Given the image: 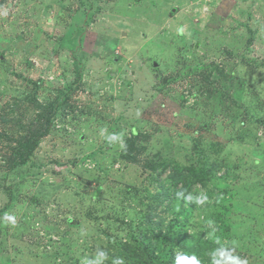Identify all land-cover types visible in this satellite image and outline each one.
Listing matches in <instances>:
<instances>
[{
    "label": "rangeland",
    "instance_id": "374dc122",
    "mask_svg": "<svg viewBox=\"0 0 264 264\" xmlns=\"http://www.w3.org/2000/svg\"><path fill=\"white\" fill-rule=\"evenodd\" d=\"M261 118L264 0H0V264H87L137 225L158 159L215 164L221 197L189 210L200 258L264 264Z\"/></svg>",
    "mask_w": 264,
    "mask_h": 264
},
{
    "label": "trees",
    "instance_id": "16d2710c",
    "mask_svg": "<svg viewBox=\"0 0 264 264\" xmlns=\"http://www.w3.org/2000/svg\"><path fill=\"white\" fill-rule=\"evenodd\" d=\"M242 67L244 68V64ZM238 73H241V71L238 70ZM221 74L217 73V79ZM246 77L231 76V82L234 81V78L239 80L238 83L236 82L233 85L235 87V95L238 97L241 95L239 98L241 107H244V102L250 99L248 94L256 92L251 86H248L246 90H251L248 94L244 96L240 93L244 89V83L248 81ZM250 107L254 110L257 109L255 106ZM245 109L249 110V108ZM250 112L252 111H249L248 114ZM237 118V116H234L231 121L235 122ZM256 121L264 124L263 118ZM43 135V133H39L33 141L20 145L10 163V172L18 166H24L29 161L35 147L38 145V139ZM125 140L126 146L129 147L130 151L128 159L133 160L131 151L136 150L133 141L127 138ZM211 149L215 151L216 146H212ZM200 154L203 155L201 152ZM202 158L207 159V156H202ZM214 166L213 162L208 163L206 161L198 167L193 165L180 166L166 159H158V161L149 165V183L155 186L158 192L153 195L148 191V188L135 190V195L140 193L138 198L140 219L135 227L129 224V227L126 228L127 230L129 229L128 231L123 228L119 235L115 237L107 236L108 242L104 252L109 257L104 264H112L113 259L116 257L123 259L124 264H176L178 257H191L193 255L199 258L197 259L199 264H217V262L225 264V257L221 254H218L212 262L207 256L200 258L201 253L191 244L194 236L187 233L190 228L189 225L197 221L193 219V214L189 210H193L194 204H198V197L200 199L206 198L204 202L212 196L221 197V193L211 187V182L215 181L213 175ZM162 175L165 176L162 178ZM224 179L225 176H222L216 181H224ZM196 186H199L204 194L202 193V195L198 196L199 191ZM144 197L147 199L146 202H143ZM211 202L214 203L213 200ZM205 205L202 209L208 208ZM185 207H187V210ZM172 210L174 211L173 216L169 219L166 214ZM66 221L70 223L69 219H66ZM207 221L205 219L204 223L206 224ZM109 249L112 250V253Z\"/></svg>",
    "mask_w": 264,
    "mask_h": 264
},
{
    "label": "clouds",
    "instance_id": "9594fccd",
    "mask_svg": "<svg viewBox=\"0 0 264 264\" xmlns=\"http://www.w3.org/2000/svg\"><path fill=\"white\" fill-rule=\"evenodd\" d=\"M178 34H182L183 33V28H178L177 29ZM122 138L120 135H112L109 137V142H121ZM121 147H125L122 143H121ZM204 199L206 198H201L198 200L199 204H203L204 203ZM5 219L7 221H9L10 223H12L13 225L15 224V217L11 216V215H6ZM207 223L211 224L212 221L209 220L207 221ZM232 243H235V241H233ZM221 255L223 256L224 254L221 253ZM106 254L105 252H98L95 254V256L93 257V259L91 261H88L87 264H103V262L106 260ZM228 261L230 262V264H247L246 260H241L239 258H235V257H228L227 258ZM112 264H124V260L121 259L120 257H116L115 259H113ZM176 264H199V262L196 259V256H180L177 258L176 260ZM217 264H220V262H217Z\"/></svg>",
    "mask_w": 264,
    "mask_h": 264
}]
</instances>
